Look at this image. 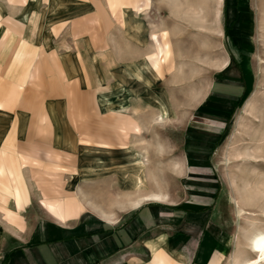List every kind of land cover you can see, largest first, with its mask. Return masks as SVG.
<instances>
[{"label": "rangeland", "instance_id": "rangeland-1", "mask_svg": "<svg viewBox=\"0 0 264 264\" xmlns=\"http://www.w3.org/2000/svg\"><path fill=\"white\" fill-rule=\"evenodd\" d=\"M29 1L0 0V7L27 13ZM37 1L32 14L44 18L43 41L56 46L68 66L67 114L56 125L62 130L67 123L76 143L65 152L32 149L36 212H45L42 198L82 199L83 212L87 201L107 209L110 198L153 188L155 174H166L158 182L164 190L177 188L167 174L188 155L190 131L199 127L221 135L209 162L220 185L215 222L228 249L223 264L253 258L251 239L264 232L252 222L264 220V0H181L196 11L207 9L209 25L198 22L187 37L175 39L162 36L177 27L167 5L174 0H84L83 12L68 1ZM156 34L171 48L161 73L153 63ZM231 64L245 83L231 117L220 122L200 115L210 103L223 104L210 97L226 94L222 69ZM248 103L256 107L246 115ZM54 167L61 171L50 179L44 172Z\"/></svg>", "mask_w": 264, "mask_h": 264}, {"label": "crops", "instance_id": "crops-1", "mask_svg": "<svg viewBox=\"0 0 264 264\" xmlns=\"http://www.w3.org/2000/svg\"><path fill=\"white\" fill-rule=\"evenodd\" d=\"M62 1L84 11V0ZM180 1L167 4L177 27L164 29L163 39L187 37L198 22L209 25L204 20L207 9L196 11L190 2ZM28 6V12L21 14L0 7V264H223L228 249L215 222L220 185L209 162L221 139L219 132L191 129L188 155L175 161L172 174H167L180 183L177 188L164 190L158 182L166 174H155L150 180L153 188L142 186L110 198L107 209L87 201L83 212L82 199L42 198L45 212H36L32 149L65 152L76 142L67 123L62 130L56 125L67 114L66 58L43 41L44 18L41 13L33 17L32 0ZM155 36L153 63L161 73L171 48L161 43L160 34ZM222 70L226 94L210 98L223 104L210 103L199 113L226 122L245 83L237 64ZM198 167L204 172H191ZM54 169L44 174L54 178L61 171Z\"/></svg>", "mask_w": 264, "mask_h": 264}, {"label": "bare ground", "instance_id": "bare-ground-1", "mask_svg": "<svg viewBox=\"0 0 264 264\" xmlns=\"http://www.w3.org/2000/svg\"><path fill=\"white\" fill-rule=\"evenodd\" d=\"M248 104H250V103H248ZM253 105H255V104H253ZM253 107L254 106H252L251 104L248 105V107H247L248 109L245 112L246 115L251 114ZM245 156H247L246 159L248 158L249 160H255L256 163L260 162L259 159L258 160L256 159L258 157L253 158V156H249L247 154H245V155L239 154L238 155L239 158H242V157H245ZM260 213L262 214V218H263L264 217V208L263 207L260 208ZM257 217H259V215ZM252 222L254 224H256V225H264V220L263 219L262 220L261 219H252ZM250 246H251V250L253 251L255 256L253 258H249V259H243V260L237 259L235 264H261V263L264 262V232L262 234L257 235V236H253V238L251 239Z\"/></svg>", "mask_w": 264, "mask_h": 264}]
</instances>
